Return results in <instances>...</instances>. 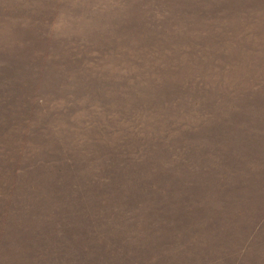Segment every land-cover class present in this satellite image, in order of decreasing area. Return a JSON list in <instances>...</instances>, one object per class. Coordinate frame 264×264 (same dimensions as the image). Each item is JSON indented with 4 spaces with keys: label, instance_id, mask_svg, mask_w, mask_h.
Here are the masks:
<instances>
[{
    "label": "rangeland",
    "instance_id": "374dc122",
    "mask_svg": "<svg viewBox=\"0 0 264 264\" xmlns=\"http://www.w3.org/2000/svg\"><path fill=\"white\" fill-rule=\"evenodd\" d=\"M0 264H264V0H0Z\"/></svg>",
    "mask_w": 264,
    "mask_h": 264
}]
</instances>
